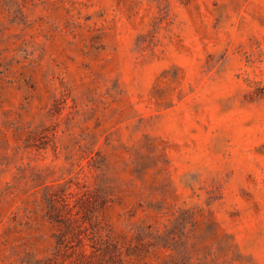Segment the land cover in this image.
Here are the masks:
<instances>
[{"label":"rangeland","instance_id":"374dc122","mask_svg":"<svg viewBox=\"0 0 264 264\" xmlns=\"http://www.w3.org/2000/svg\"><path fill=\"white\" fill-rule=\"evenodd\" d=\"M0 264H264V0H0Z\"/></svg>","mask_w":264,"mask_h":264}]
</instances>
